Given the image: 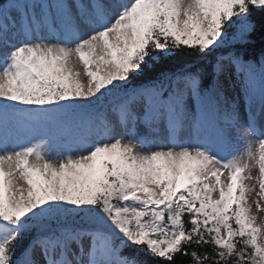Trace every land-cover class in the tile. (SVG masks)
Listing matches in <instances>:
<instances>
[{
    "label": "snow or ice",
    "instance_id": "1",
    "mask_svg": "<svg viewBox=\"0 0 264 264\" xmlns=\"http://www.w3.org/2000/svg\"><path fill=\"white\" fill-rule=\"evenodd\" d=\"M254 12L0 0V264H264V54L234 48Z\"/></svg>",
    "mask_w": 264,
    "mask_h": 264
},
{
    "label": "trees",
    "instance_id": "2",
    "mask_svg": "<svg viewBox=\"0 0 264 264\" xmlns=\"http://www.w3.org/2000/svg\"><path fill=\"white\" fill-rule=\"evenodd\" d=\"M5 4H7L8 0H4ZM251 19L256 24V31L252 34L251 40L252 43L247 45H241L237 44L234 46L235 50L238 52H242L244 54V58L246 60H252L255 62H259V59L262 54H264V13L260 12H254ZM229 34H231L234 29H229ZM233 50L232 47H228L224 49L223 51H231ZM211 61V62H209ZM213 64H214V57L210 56L207 61H203L199 63L197 66L201 67L204 71V84L205 86H208L212 83L214 79V70H213ZM145 81L142 78H137V80L134 81L135 84H141ZM25 244L27 241L24 242ZM125 254L127 255H134L135 250L133 248H126ZM19 254V250L17 252V255ZM143 259V257H141ZM186 260L184 257H178L177 264H183V262Z\"/></svg>",
    "mask_w": 264,
    "mask_h": 264
},
{
    "label": "rangeland",
    "instance_id": "3",
    "mask_svg": "<svg viewBox=\"0 0 264 264\" xmlns=\"http://www.w3.org/2000/svg\"><path fill=\"white\" fill-rule=\"evenodd\" d=\"M221 80L224 86L223 90L225 97L229 102L235 101L237 103L241 118L246 119L247 110L245 106L244 95L241 90L235 69H230L229 72L221 78ZM137 130L140 135H148V130L143 125L138 126ZM53 155L55 156L56 153L54 152ZM255 174V170H253V175ZM35 258L39 260V254H37Z\"/></svg>",
    "mask_w": 264,
    "mask_h": 264
}]
</instances>
